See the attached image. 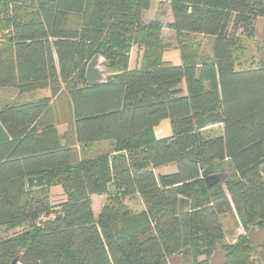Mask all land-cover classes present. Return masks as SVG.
<instances>
[{"label":"trees","instance_id":"16d2710c","mask_svg":"<svg viewBox=\"0 0 264 264\" xmlns=\"http://www.w3.org/2000/svg\"><path fill=\"white\" fill-rule=\"evenodd\" d=\"M159 1L168 28L213 36L208 56L180 43L181 63L165 59L161 27L141 21L151 0H0V87L47 92L0 102V264H205L216 243L226 264H260L246 236L222 240L220 219L264 221V58L238 69L235 57L259 19L264 37V0ZM95 55L113 74L88 86ZM164 119L170 134L156 136ZM211 125L222 132L205 135ZM99 140L113 152L82 160ZM225 159L236 176L207 190ZM37 175L45 185L28 190ZM55 185L65 199L51 210L42 197ZM135 193L138 212L123 202ZM103 194L95 216L90 196Z\"/></svg>","mask_w":264,"mask_h":264},{"label":"rangeland","instance_id":"374dc122","mask_svg":"<svg viewBox=\"0 0 264 264\" xmlns=\"http://www.w3.org/2000/svg\"><path fill=\"white\" fill-rule=\"evenodd\" d=\"M172 20V15L170 11V6L168 2L151 0L150 6L142 14L141 21L144 24L151 22L157 23L161 27V40L165 46L164 58L169 59L174 65H179L181 63L180 54L178 46L180 43H188L195 48L197 53V58L208 56L211 52V46L213 42V36L207 34H189V33H176L175 30L168 28L169 22ZM258 25L256 27V33L254 37H249L247 35H242L238 38V45L235 50L236 62L238 64V69L253 68L258 61L264 58V37L261 32L262 19H259ZM141 53V48L132 44L129 51V68H133L139 61V56ZM113 71L109 69L108 77L110 78ZM38 91L25 92L18 95V98H23L27 96H35ZM156 136H164L170 134L169 120L164 119L160 124L155 127ZM222 132V127L220 125H211L204 130L205 135H218ZM113 152V142L111 141H95L86 146H81L80 157L82 160H87L94 158L98 154ZM176 166L167 165L166 168L156 169V172L167 173L174 171ZM213 172H228L230 177L236 176L235 170L232 168L230 161L225 159L223 161H215L212 165ZM224 185V184H223ZM112 190V188H111ZM42 197V196H41ZM44 201L50 206L51 210H57L59 203L65 199L60 186L50 187L46 196L42 197ZM91 205L93 213L95 216L98 215L103 204L106 202V195H92L90 196ZM124 204L132 211L138 212L144 208V203L138 193L126 196L123 198ZM221 222L223 224V241L227 243L235 242L239 235L246 236V233L250 230H259L264 228V221L261 225L247 223L242 224L241 220L237 214L229 212L226 216L221 217ZM10 234L11 232H7ZM257 260L260 264H264V245L256 250ZM202 259V257H199ZM256 260V261H257ZM169 264H190L191 262L185 263L182 256H172L169 259Z\"/></svg>","mask_w":264,"mask_h":264},{"label":"water","instance_id":"95a60500","mask_svg":"<svg viewBox=\"0 0 264 264\" xmlns=\"http://www.w3.org/2000/svg\"><path fill=\"white\" fill-rule=\"evenodd\" d=\"M85 79L88 86L102 85L107 82L108 68L105 59L101 55L92 57L85 68ZM19 94V89L11 86L0 87V102L14 99ZM230 174L228 172H214L206 175L203 180L207 190L223 184ZM45 185L43 175L28 176L26 178V187L28 190L38 189ZM253 248L258 249L264 245V228L259 230H250L246 233ZM226 251H224L219 243L215 244V248L210 254L205 264H226ZM16 260L12 262L15 264Z\"/></svg>","mask_w":264,"mask_h":264},{"label":"crops","instance_id":"0c3cea01","mask_svg":"<svg viewBox=\"0 0 264 264\" xmlns=\"http://www.w3.org/2000/svg\"><path fill=\"white\" fill-rule=\"evenodd\" d=\"M260 20H257V22H256V27H257V25H258V22H259ZM260 28H262V24H261V27ZM261 30V32H262V29H260ZM255 33H256V31H255ZM38 94L37 95H35V96H27V97H23V98H18V95L14 98V99H12V100H8V101H15V100H17V101H30V100H33V99H36V98H40V97H44V96H46L47 95V92L45 91V90H40V91H38L37 92ZM66 128V126L65 125H59V126H57V129H58V131L60 132V133H62L63 131H64V129ZM166 168V166H162V167H159V168ZM172 172V171H171ZM92 196V195H91Z\"/></svg>","mask_w":264,"mask_h":264}]
</instances>
